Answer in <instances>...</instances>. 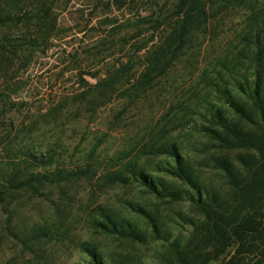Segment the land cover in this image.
Listing matches in <instances>:
<instances>
[{
	"label": "rangeland",
	"instance_id": "374dc122",
	"mask_svg": "<svg viewBox=\"0 0 264 264\" xmlns=\"http://www.w3.org/2000/svg\"><path fill=\"white\" fill-rule=\"evenodd\" d=\"M167 1L149 0V10H157ZM145 2L58 0L57 30L48 47L9 73L0 69V89L13 82L16 91L10 99L17 103L15 111L3 118L0 140H15L14 145L25 142L30 152L46 153L54 166L87 170L70 182L38 192H16L8 203L0 201V264H91L81 248L83 242L95 244L104 264H113L110 259L126 258L137 264H168L174 259L168 252L173 240L187 245L193 237L194 243L200 239L198 231L205 235L202 228L207 217L197 204V194L203 200L206 190L218 201V210L227 214L232 211L235 180L218 161H229L244 179L257 153L248 148L226 147L209 129L219 128L211 116L216 108L227 118L237 119L220 99L217 86L232 89L234 84L222 63L239 59L241 54L258 47L243 40L247 10L243 6L214 9L207 25L192 37L184 55L152 83L146 94L132 102L125 93L131 86L125 81L133 82L138 76L147 47L134 51V33L125 23L136 18L137 6L138 10L147 8ZM256 32L264 41V27L252 35ZM162 35L160 31L149 32V55L155 54ZM124 41L127 44L122 46ZM108 43L113 45L109 49ZM249 66L245 70L248 76L256 64ZM114 70L123 76V86L112 93L104 86H96ZM5 134L8 138H4ZM98 138L102 143L94 156L87 158ZM157 138L178 147L199 188L168 173L174 162L166 154L146 155L140 163L150 170L154 181L159 178L179 188L178 197L160 195L161 191L140 177H130L125 183L106 180V172L113 169L122 151L134 148L136 152L140 144ZM9 147L10 144L0 148V162L9 163V157L18 153ZM98 206L111 208L137 224L146 232L145 241L104 232L96 222L100 218ZM133 206L154 215L160 228L158 234L149 219L133 210ZM47 224L56 232L52 238L26 244L20 240L33 225ZM197 245L202 247L201 243ZM213 249L206 247L197 263L225 264L236 251L243 250L237 249V243H231L220 254ZM202 260L207 261L200 263ZM255 263L252 256H245L242 262Z\"/></svg>",
	"mask_w": 264,
	"mask_h": 264
},
{
	"label": "trees",
	"instance_id": "16d2710c",
	"mask_svg": "<svg viewBox=\"0 0 264 264\" xmlns=\"http://www.w3.org/2000/svg\"><path fill=\"white\" fill-rule=\"evenodd\" d=\"M57 1L0 0V69L9 73L19 68L17 64L24 66L34 53L43 52L48 47L57 30L55 13ZM142 1H146L147 8L138 10L137 6L136 18L125 23L126 27L131 28L132 34L134 33L131 43L134 51L139 52L147 47L138 76L133 82L130 79L125 81L131 86L125 93L132 102L146 94L152 83L184 55L191 46L192 37L207 25L213 12L242 6L247 10L243 40L247 42L246 44L258 47L247 54H241L239 59L234 57V60H224L222 63L233 79L232 89L241 93L244 98L240 99L232 89L225 87L220 89L217 86L220 99L233 111L237 119L227 118L221 109L216 108L211 116L216 119L219 128L209 130L213 137L226 147L253 149L257 157L250 162L247 177L244 179L240 178V172L229 161L225 159L218 161L226 174L235 180L236 201L233 209L229 214L224 210H218V201L214 196L210 197L206 190L203 200L201 195L197 194V204L207 217V222L202 228L206 231L205 235L202 236V232L198 231L200 239L194 243L193 237L187 245H183L177 239L173 240L168 246V252L174 259L169 260L168 264H198L197 259L205 254L203 250L206 247L212 246L213 250L220 254L231 243H237V249L243 250L241 253L239 250L236 251L225 264H242L245 256L255 257V264H264V41L260 40L257 32L252 35L254 30L264 27V3L260 0H168L157 10L153 8L149 10V0ZM158 31L163 34V39L155 47V54L151 56L149 46H146L149 32ZM125 44H127L125 41L121 43L122 46ZM112 46V43H108L107 49ZM252 62L256 66L248 76L245 70L250 69L249 65ZM123 79L118 70H114L96 86L101 88L104 86L103 89H109V93H112L119 86H123ZM10 83L0 89V127L3 125V118L17 107V103L10 99L11 94L16 91L13 90V82ZM165 130L168 132L167 128ZM20 131L18 129L17 133ZM4 138H8L7 135ZM101 143L102 139L98 138L89 150L87 158L94 156ZM9 144V148L17 150L18 153L9 157L11 162H0L2 203H8L13 193L38 192L49 186L70 182L87 173L86 169L74 170L66 166H54L46 153L30 152L26 149L25 142L14 145L15 140L3 139L0 140V148L3 147L1 150L7 148ZM133 149L121 152L113 169L105 174L107 181L125 183L130 177H140L154 190L161 191L158 192L160 195L178 197L179 188L159 178L154 181L153 176L149 174L150 170L145 169L143 163H140L146 155L166 154L174 162L167 170L172 177L187 182L195 189L200 187L194 179L191 166L182 160L175 144L167 145L157 138L140 144L136 152ZM96 209L100 217L96 220L97 225L104 232L131 241H145L146 232L119 212L102 206ZM132 209L149 219L153 231L158 234L160 228L151 212L140 206H133ZM54 233L56 232L48 224L33 225L23 233L24 237L20 240L24 244L37 242L52 238ZM198 243L202 244L201 248L198 247ZM81 248L89 257L91 264H104L103 255L95 244L83 242ZM110 261L113 264H137L129 258ZM206 261L202 260L200 263Z\"/></svg>",
	"mask_w": 264,
	"mask_h": 264
}]
</instances>
